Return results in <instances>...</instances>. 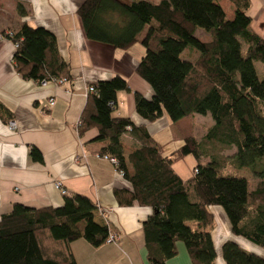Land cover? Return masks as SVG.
Here are the masks:
<instances>
[{
  "label": "trees",
  "instance_id": "1",
  "mask_svg": "<svg viewBox=\"0 0 264 264\" xmlns=\"http://www.w3.org/2000/svg\"><path fill=\"white\" fill-rule=\"evenodd\" d=\"M231 3V16L218 0H84L77 10L86 37L94 41L127 48L145 32L136 71L153 95L135 92L136 111L144 119L154 121L166 111L173 121L194 114L213 121L203 135L185 137L164 155L145 126L113 115L117 92L130 90L125 77L99 80L88 91L78 132L97 128L100 155L116 159L117 170L131 182L132 191L120 202L153 208L143 222L152 264H166L177 241L185 243L193 264H215L211 205L224 208L234 234L264 249V76L255 67L256 61L264 63V38L251 28L249 0ZM18 11L25 13L22 3ZM198 29L211 39L201 40ZM11 39L17 43L14 66L24 79L71 78L49 29L25 23ZM187 47L196 50L193 59L181 57ZM2 107L0 101V112ZM125 133L133 141L129 148ZM31 155L42 159L36 147ZM189 155L196 164L184 179L173 163ZM96 210L89 196L77 192L65 194L60 206L14 203L0 217V264H78L73 240L83 237L99 246L111 234L108 223L96 220ZM222 250L227 264H264V257L235 241L224 242Z\"/></svg>",
  "mask_w": 264,
  "mask_h": 264
},
{
  "label": "crops",
  "instance_id": "2",
  "mask_svg": "<svg viewBox=\"0 0 264 264\" xmlns=\"http://www.w3.org/2000/svg\"><path fill=\"white\" fill-rule=\"evenodd\" d=\"M83 1L0 0V32L17 31L25 23L49 29L71 74L63 83L24 79L14 66L15 42L0 39V217L10 212L14 203L35 208L60 206L65 194L83 193L97 205L96 220L108 223L115 239L99 246L83 237L73 240L70 246L77 263L152 264L147 257L143 222L153 208L120 202L132 191L131 182L110 159L100 155L103 142L95 139L97 128H89L82 135L78 132L87 87L117 74L125 77L130 90L117 92L113 115L129 117L135 125L145 126L164 155L179 147L185 137L203 135L213 121L209 115L198 114L173 121L166 111L154 121L144 119L136 111L135 92L147 98L153 95L152 86L136 71L145 52L141 42L145 32L127 48L91 40L77 12ZM218 1L232 13L231 0ZM18 3L25 13L18 11ZM247 13L252 30L264 38V0H249ZM50 98H54L53 104ZM11 119L16 121L15 129L8 126ZM123 143L126 148L133 144L128 133ZM32 147L39 149L41 160L32 157ZM195 164V158L189 155L175 161L173 167L186 179L192 176ZM210 210L214 216L211 235L215 264H227L222 250L227 240L264 257L261 246L232 232L222 206L211 205ZM166 264H193L183 241H177V252Z\"/></svg>",
  "mask_w": 264,
  "mask_h": 264
},
{
  "label": "rangeland",
  "instance_id": "3",
  "mask_svg": "<svg viewBox=\"0 0 264 264\" xmlns=\"http://www.w3.org/2000/svg\"><path fill=\"white\" fill-rule=\"evenodd\" d=\"M228 16H231V13H229ZM197 36L203 41H208V40L211 39V35L207 31H205L203 29H199L197 31ZM196 53H197L196 50H194L193 48L187 47L181 52V57L182 58H186V59H193L195 57ZM255 67L257 69V73H258L259 78H262L264 76V63L260 62V61H256L255 62ZM233 151H234V149L232 148V149H229V150H225V153L226 154H231ZM254 181H255V179H251L250 180V185H252V183Z\"/></svg>",
  "mask_w": 264,
  "mask_h": 264
},
{
  "label": "built area",
  "instance_id": "4",
  "mask_svg": "<svg viewBox=\"0 0 264 264\" xmlns=\"http://www.w3.org/2000/svg\"><path fill=\"white\" fill-rule=\"evenodd\" d=\"M14 34V31L13 30H8L6 31L5 33H2L0 32V39H5V38H8V39H11L12 36ZM12 40V39H11ZM15 45L17 46V43H15ZM52 81H54L55 83H63V82H66L68 81L65 77H61V78H53L51 79ZM42 82H46L45 80H43ZM87 90L88 91H93L94 90V85H89L87 87ZM50 103L53 104L54 103V98H50ZM8 126L10 129H15V127L17 126L16 125V121L14 119H11L8 123ZM107 157V156H106ZM114 164L117 163L116 159L114 158H111L110 159ZM57 186L60 187L61 184L58 182L57 183ZM63 193H66V189H62ZM115 239V235L113 233L110 234V236L108 237L107 241H111V240H114Z\"/></svg>",
  "mask_w": 264,
  "mask_h": 264
}]
</instances>
